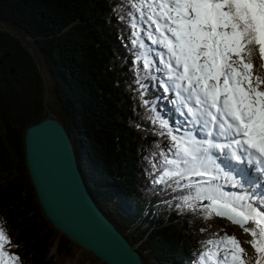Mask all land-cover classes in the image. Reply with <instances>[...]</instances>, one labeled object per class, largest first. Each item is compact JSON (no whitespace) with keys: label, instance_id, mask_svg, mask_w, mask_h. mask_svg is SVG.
<instances>
[{"label":"trees","instance_id":"1","mask_svg":"<svg viewBox=\"0 0 264 264\" xmlns=\"http://www.w3.org/2000/svg\"><path fill=\"white\" fill-rule=\"evenodd\" d=\"M137 3L0 0V227L20 264H63L79 251L44 217L25 167L24 131L49 114L46 92L88 195L139 247L141 264L145 255L157 264H201L205 241L230 236L220 218H205L200 200L191 201L195 210L183 203L194 189L154 183L160 153L173 158L167 133L175 120H164L166 128L153 122L165 115L159 86L166 75L162 63L146 68L138 56L136 36L147 27Z\"/></svg>","mask_w":264,"mask_h":264},{"label":"snow or ice","instance_id":"2","mask_svg":"<svg viewBox=\"0 0 264 264\" xmlns=\"http://www.w3.org/2000/svg\"><path fill=\"white\" fill-rule=\"evenodd\" d=\"M133 6L142 17L147 9V19L159 34L152 42L166 49L168 58L161 63L167 80L161 86L174 90L178 97L187 93V99H194L197 107H187V112L205 137L197 139L191 132L177 136L170 130L167 134L175 152L171 159L160 153L163 171L154 183L173 180L180 187L181 180H188L183 187L194 189V194L190 191L183 203L195 210L192 200L210 201L205 218L215 215L239 225L252 237L248 243L256 253L254 264H264V209L250 202L254 197L247 191L227 193L213 183L224 171L214 152L264 170V75L255 73L252 62L258 52L264 67V0H138ZM148 35L152 38L151 32ZM150 63L145 58L146 68ZM180 102L184 104V98ZM157 121L161 128L168 127L159 115L153 122ZM235 171L241 179L224 175L241 188L251 185L244 168ZM194 176L201 180L193 183ZM9 243L0 227V264H20L19 257L6 250ZM204 243L201 264H248L243 259L246 249L234 235Z\"/></svg>","mask_w":264,"mask_h":264},{"label":"water","instance_id":"3","mask_svg":"<svg viewBox=\"0 0 264 264\" xmlns=\"http://www.w3.org/2000/svg\"><path fill=\"white\" fill-rule=\"evenodd\" d=\"M12 72L9 69L10 75ZM23 149L36 199L55 231L104 264H141L137 252L88 195L70 139L56 119L46 114L28 127ZM201 206L209 208L210 201L203 200Z\"/></svg>","mask_w":264,"mask_h":264},{"label":"rangeland","instance_id":"4","mask_svg":"<svg viewBox=\"0 0 264 264\" xmlns=\"http://www.w3.org/2000/svg\"><path fill=\"white\" fill-rule=\"evenodd\" d=\"M146 22H147V19H146ZM149 22L151 24V31H150L152 33V38L151 39L153 40L159 34L155 31V25L152 24L151 21H149ZM148 25H149V23H148ZM24 42H25L26 46H28V50L33 53L34 51H33V48L30 45V42H28L25 38H24ZM158 50H160L162 53H164L162 60L166 61L167 58H168L167 57V53H166V49H164L163 47L159 46ZM34 56H35V59L38 60V57H37V55L35 53H34ZM252 62H253V59H252ZM254 68H255V73L256 74L264 75V72H263L264 71V69H263L264 67H262V65H261V59L259 57V54H258V57L255 60ZM165 72L167 73V69H166ZM172 94L174 95V97L178 98V96H177L175 91ZM44 97H45L44 99H45V101L47 103V109H48V112H49V116L51 118H54L53 117V115H54L53 113L57 112L55 101H54L53 97L48 92L45 93ZM180 99L181 98H179V100ZM222 222H223L224 231L227 232L228 234H230V236L234 235L241 242V246L244 249H246V253L243 256V258H246L245 257L246 254L248 255V254L251 253V251H253V248L251 247V244L248 243V241H251V239H252L251 235H249L248 233H245L243 231V229H239V228L231 225L230 223H228V222H226L224 220H222ZM247 227H254V225L249 224V225H247ZM127 236L129 237V234H127ZM133 248H134V250H139V247L137 245L133 246ZM143 261H144L143 264H157L156 260L153 259L151 256H148V255H145L143 257ZM249 262H250V260H249ZM63 264H104V263H102L101 261L95 259L90 253H88V252H86V251H84V250L79 248V251L76 253V256L74 258H72V259L64 261Z\"/></svg>","mask_w":264,"mask_h":264},{"label":"bare ground","instance_id":"5","mask_svg":"<svg viewBox=\"0 0 264 264\" xmlns=\"http://www.w3.org/2000/svg\"><path fill=\"white\" fill-rule=\"evenodd\" d=\"M147 16V15H146ZM178 108H180L181 106L180 105H178L177 106ZM153 109H155V107H153ZM72 143V142H71ZM257 203L256 202H254V204L253 205H256ZM99 208V207H98ZM113 226V225H112ZM114 227V226H113ZM117 231V230H116ZM125 238V237H124ZM127 242V241H126ZM128 243V242H127ZM133 248V247H132ZM133 250H134V248H133ZM255 255H256V253H255V251H254V249H253V251H251V253L250 254H246V262H248V264L250 263V264H254V257H255ZM249 260H250V262H249Z\"/></svg>","mask_w":264,"mask_h":264},{"label":"clouds","instance_id":"6","mask_svg":"<svg viewBox=\"0 0 264 264\" xmlns=\"http://www.w3.org/2000/svg\"><path fill=\"white\" fill-rule=\"evenodd\" d=\"M48 114V113H47ZM49 115V114H48Z\"/></svg>","mask_w":264,"mask_h":264}]
</instances>
